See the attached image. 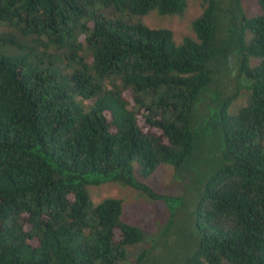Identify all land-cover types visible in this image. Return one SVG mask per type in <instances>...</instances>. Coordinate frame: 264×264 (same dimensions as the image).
<instances>
[{
  "label": "trees",
  "instance_id": "obj_1",
  "mask_svg": "<svg viewBox=\"0 0 264 264\" xmlns=\"http://www.w3.org/2000/svg\"><path fill=\"white\" fill-rule=\"evenodd\" d=\"M200 1L194 37L176 43L143 18L185 0H0V264H125L142 231L120 199L86 190L108 178L163 201L171 225L170 199L132 175L190 173L217 66L230 82L217 162L184 214L183 264H264V0L249 16L239 0Z\"/></svg>",
  "mask_w": 264,
  "mask_h": 264
},
{
  "label": "rangeland",
  "instance_id": "obj_2",
  "mask_svg": "<svg viewBox=\"0 0 264 264\" xmlns=\"http://www.w3.org/2000/svg\"><path fill=\"white\" fill-rule=\"evenodd\" d=\"M239 1L245 15L249 16L259 11L256 0ZM200 11V0H185V8L179 15H159L155 11H150L143 19L149 27L169 29L174 41L178 43L185 36L194 37L191 21ZM210 77L212 82L210 95L199 108V114L203 115V123L198 128L194 127L198 138L192 160L187 166L190 173L174 175L170 165H162L145 179L136 171L132 175L134 180L148 185L170 199L169 204L179 214L176 219L172 218L174 220L171 221V225H168L169 210L163 201L150 199L139 189L109 178L98 184L86 185L93 203L104 197L120 199L122 219L136 225L142 231L143 240L139 244L127 247L125 264H183L184 257L192 250L191 224L186 216L193 206L196 192L205 174L216 167L217 161L213 158V150L220 142V133L215 114L218 104L224 98L225 88L230 83L228 74L219 66L211 69ZM231 85L234 86V83ZM246 97L247 90L243 88L232 100L228 110L242 105ZM143 249H148L152 253L136 261Z\"/></svg>",
  "mask_w": 264,
  "mask_h": 264
}]
</instances>
